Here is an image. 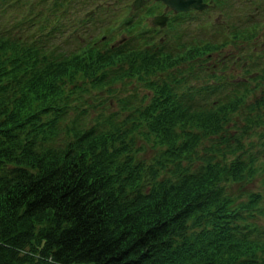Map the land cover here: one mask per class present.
<instances>
[{
  "label": "trees",
  "instance_id": "obj_1",
  "mask_svg": "<svg viewBox=\"0 0 264 264\" xmlns=\"http://www.w3.org/2000/svg\"><path fill=\"white\" fill-rule=\"evenodd\" d=\"M100 10L97 0H0V264H264L262 230L243 220L263 212L261 192L233 201L228 188L264 172V95L244 114L247 128L262 127L245 148L224 123L255 84L173 65L220 42L194 44L198 30L178 28L142 46L129 33L112 42L111 11ZM203 13H174L173 24L199 27ZM252 22L233 23L222 38ZM252 72L264 79V65ZM78 75L89 85L71 92ZM134 78L148 90L117 86V94V81ZM90 88L118 108L88 123L71 108ZM135 132L161 152L141 157Z\"/></svg>",
  "mask_w": 264,
  "mask_h": 264
},
{
  "label": "rangeland",
  "instance_id": "obj_2",
  "mask_svg": "<svg viewBox=\"0 0 264 264\" xmlns=\"http://www.w3.org/2000/svg\"><path fill=\"white\" fill-rule=\"evenodd\" d=\"M108 1L109 0H97L103 12L108 13L109 11H111L110 15L107 16V20L106 19L105 20L108 21L111 18L110 23L113 22L112 24L114 27L111 32H113L112 35L115 36L114 37L115 39L128 38L129 37L128 33H130V30H132L131 33H134L132 37L135 38L136 42L138 40L139 46H142L143 44H146L144 42L142 43L140 42L143 41V38L144 39H146V37L150 38L149 40L146 41L148 42L147 44H150L152 43V41L157 40L159 35L173 34V32L169 31L167 27L166 28L163 27V29L159 28L162 27L160 24H156V29H155L156 21L154 17H152V15L155 12L159 11L157 10L158 7H153L151 10L154 11H150V13L145 15L146 11H144L143 13L140 12L141 10H143L145 6L143 2H141L137 6V10H133V14L135 15H137L140 12L138 16H142V18H139L140 19L139 23L132 25V27L128 26L130 28L128 31L125 27H122L121 20L127 14L129 8L126 10L123 7L124 5L122 3L126 1L130 2V0H110V2ZM209 2L208 3L206 2V4L203 6V9H205L204 15H206L205 17L204 15L201 16L203 25H199L198 27L195 23H191L189 25L186 24V25H182V27H177L178 24L174 25L173 24L174 20L170 18L167 22V26L170 28L177 27L178 29H175L176 31H180V30L182 31L185 30L187 32L190 31L189 33L193 35L197 34L195 32L198 30L199 39L195 40L196 38H193L194 44L201 45L200 42L209 40V38L212 37L214 38V40L216 39L222 45L216 47L215 49H211L208 54L206 53L195 57H186L185 59H180L173 65L177 66L178 69L183 68L182 71L184 70V66H185L186 70L189 71H191L190 69L193 68L192 71L201 69L202 72V68H204L215 74L222 73L227 75H234L236 79L241 78V76H245L246 80H249L251 85L255 84V87L252 88L247 94L243 104H241L236 111L230 112V117L224 123V127L227 128V130L235 131L233 132L232 136H236V138H238L239 141L242 142L243 146L246 148L250 141L255 142L257 140V132H259L262 129L261 126H252V128H247L245 125L246 119L244 114L245 113L254 114L258 109L251 108L250 103L256 100V98H259V96L264 95V89H262L264 85V79H260L258 77L255 78L253 76L255 72L249 73L253 71V69L255 68L260 69L264 65V25L259 22L260 17L262 18V16L260 15L264 14V9L263 7L262 9L261 7H259L261 3L260 0H221L220 2H217L218 5L216 4L213 5L211 1ZM214 2L216 3V0H214ZM144 3H146V1ZM263 4H264V0H262V5ZM250 15L252 17H249ZM245 18H247L248 21L256 22V23L252 22L254 23V25L252 24L253 25L252 30L245 32L244 35H242V32H240L239 30H236L235 35L232 36L231 33L229 32L224 39L222 38L223 33L227 32L228 30L233 31V26H232L233 23H240V25H242L245 22ZM135 20L138 19L135 18ZM206 21H208L209 25H204L205 24L204 22ZM210 23L214 24V26H211ZM210 28H212V30H210ZM94 29H96V27ZM103 29L104 28H102V26L99 27L98 29L95 30V34L99 35L100 33L103 32ZM247 29L249 28H246L245 30ZM151 33L153 34L152 35L153 37L151 36ZM77 36L81 37V34ZM188 40H192V36L189 37ZM68 44H67L68 47L72 48V44L70 42ZM188 44L192 45L191 43ZM194 50L195 48L191 47V52H193ZM258 52L259 53L261 52L262 54H258ZM231 60L232 62H230ZM244 60H246L247 62L253 61L254 65H250V66H245V64L244 66L241 65V62ZM225 61L227 62V64L223 65L222 63ZM169 70L172 73V75L173 74L179 75L177 68L175 69L170 67ZM250 75L252 78L249 79ZM83 78L85 77L78 75L74 79V81L79 83L78 84L79 86L78 88H71V92L79 91L85 86L89 85L88 81L80 80ZM190 79L192 80L186 81L187 84L189 85L191 83L197 84L198 81L194 80L195 77H191ZM74 81L69 80L66 84L67 88H70V86L73 84ZM117 86H118V90L123 89V87H127L128 89H131L132 86H134L135 89L139 91V94H142L144 91L148 90L147 86L145 84H142L141 80L136 78L132 80V83L126 82V85H121V82L117 81L115 89L118 94L119 91L117 90ZM98 93H102V96L104 97L109 95V93H107L104 89L90 88V93H84L83 95L84 99L82 98L80 100H74V103L77 104V106L71 108V116L75 117L82 114V117L87 119L89 123L93 120L92 115H95L96 112L100 110H102L103 112H107L108 110H114L112 108H118L117 107L118 105L113 106V104L110 107L102 106L101 105L102 99L99 98L98 96H95V94ZM146 98L147 97L145 96L144 99ZM129 110L130 109H126L125 111L119 110L118 113H120V115L123 117V115L129 112ZM258 111L262 112L264 111V109ZM85 112L90 113V115L88 117H84ZM135 133H134V139L136 141V144L143 146V149L139 151V155L141 157L147 160H152L156 155V153L161 152V150L163 149V147L160 146V144L159 145L153 144L152 136L150 137V139H145L143 135H140L137 132ZM230 140H234V138H230ZM203 141L206 142L207 138H204ZM259 147L260 146H256L255 148L258 149ZM230 157L231 155L228 156V158ZM228 188H229V192L231 193V196L234 197L233 201L245 199L247 194L252 191L261 192L259 202L260 205L264 207V172H255L253 177L240 182L233 183ZM262 210L263 212L255 210L251 213H245L243 220H247L249 222L248 225L250 227L254 226L262 230V233L260 234L259 237L264 238V208H262ZM81 264H90V263L82 262Z\"/></svg>",
  "mask_w": 264,
  "mask_h": 264
},
{
  "label": "water",
  "instance_id": "obj_3",
  "mask_svg": "<svg viewBox=\"0 0 264 264\" xmlns=\"http://www.w3.org/2000/svg\"><path fill=\"white\" fill-rule=\"evenodd\" d=\"M167 5L176 11L188 10L189 8H202L204 2L202 0H163ZM134 5L138 6L141 2L139 0H134ZM166 19L164 13L155 16V21L163 25Z\"/></svg>",
  "mask_w": 264,
  "mask_h": 264
},
{
  "label": "flooded vegetation",
  "instance_id": "obj_4",
  "mask_svg": "<svg viewBox=\"0 0 264 264\" xmlns=\"http://www.w3.org/2000/svg\"><path fill=\"white\" fill-rule=\"evenodd\" d=\"M145 1H146V3H144ZM209 1H211V3L213 5H215V4L218 5L217 2H220L221 0H216V3L214 2V0H203V2H207V3ZM139 2H143V4H145L143 10H151L153 7H158L157 10H163L165 13H167L169 15L167 22L173 16L174 12L172 10H175V9L171 8L169 5H167L163 0H139ZM141 6H143V5H141ZM202 6H204V5L202 4ZM132 10H137V8H132ZM166 10H167V12H166ZM190 10H195V9H190ZM152 17H155V16L152 15ZM172 19L174 20V17ZM165 27H167V25Z\"/></svg>",
  "mask_w": 264,
  "mask_h": 264
}]
</instances>
